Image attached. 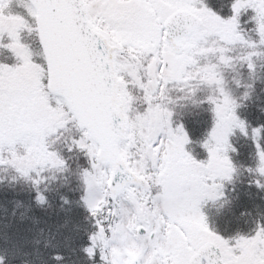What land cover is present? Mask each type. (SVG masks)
<instances>
[{
  "label": "snow or ice",
  "instance_id": "1",
  "mask_svg": "<svg viewBox=\"0 0 264 264\" xmlns=\"http://www.w3.org/2000/svg\"><path fill=\"white\" fill-rule=\"evenodd\" d=\"M261 94L264 0H0V264H264Z\"/></svg>",
  "mask_w": 264,
  "mask_h": 264
},
{
  "label": "trees",
  "instance_id": "2",
  "mask_svg": "<svg viewBox=\"0 0 264 264\" xmlns=\"http://www.w3.org/2000/svg\"><path fill=\"white\" fill-rule=\"evenodd\" d=\"M264 107V94L260 95V100L258 102L254 101L253 105L249 109L251 113L252 119H254L258 113L256 111V107ZM187 121L189 122V126L193 128H201L202 129V120L203 117L198 113L197 110H192V114L188 117H186ZM234 143L236 146L240 149L241 155L237 158L239 162L245 163L246 157H247V151L243 147V141L237 138ZM0 175H3L0 173ZM247 177V174L244 173L240 177V181L236 184V191L231 192V189H229V196L230 199H232V212L233 213H239L242 210H250L253 211V216H255V209L253 208V205H259V210L264 211V199H261V197H264V193L257 192L255 189H249L246 187V184L242 181H245ZM74 187V185H73ZM20 187L19 185L15 186L13 188L12 186H9L7 184V180L4 182V186H0V193L3 194L4 204L3 207L0 208V216H3L7 221H10L13 224H16L21 214L25 212V208L27 206V200L23 196H16L14 195V192H19ZM67 191V190H64ZM68 197L70 199L74 198V193L68 192ZM238 197V198H237ZM16 201H19L21 206L16 207ZM210 214L212 216H215V208H210ZM13 211L15 212V216L12 215ZM30 215V214H29ZM51 217V220L48 224L41 223L39 225L35 226V229L31 235V239L33 240H39L40 244L36 247H39L40 250L43 249L44 240L46 237L51 236V234L60 226L63 225L65 220H67V225L64 228H61V231L64 233H68L73 228L75 222H76V209L73 207L72 212H60L59 211V202L58 200L52 201V208L49 210V213L47 214ZM224 219H231V215L228 213L224 214ZM25 224H30L29 221H25ZM219 226H223V223L221 222ZM40 229H43V235L40 234ZM67 259L66 264H73V261L77 260V256H73L71 251H67L65 253ZM28 259H31V257H28Z\"/></svg>",
  "mask_w": 264,
  "mask_h": 264
}]
</instances>
